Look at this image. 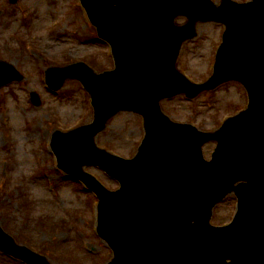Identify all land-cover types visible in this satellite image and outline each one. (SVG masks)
I'll return each instance as SVG.
<instances>
[{"label": "water", "instance_id": "1", "mask_svg": "<svg viewBox=\"0 0 264 264\" xmlns=\"http://www.w3.org/2000/svg\"><path fill=\"white\" fill-rule=\"evenodd\" d=\"M16 3L18 0H11ZM100 36L113 48L116 68L96 74L84 63L51 68L47 82L59 90L78 79L92 95L94 121L57 131L52 146L60 167L100 198L99 233L114 250L110 264H264V0H82ZM188 19L177 25V18ZM226 26L213 76L191 82L177 69L183 43L199 22ZM23 80L0 61V87ZM229 81L249 92L248 109L216 132L180 124L161 101L179 94L195 98ZM32 102L41 98L32 93ZM121 112L143 116L146 135L133 159L116 156L96 137ZM218 143L213 159L203 146ZM96 165L121 183L108 190L84 168ZM239 198L235 221L210 223L228 194ZM0 248L28 264H51L19 246L0 225ZM229 260L231 262H229Z\"/></svg>", "mask_w": 264, "mask_h": 264}, {"label": "rangeland", "instance_id": "2", "mask_svg": "<svg viewBox=\"0 0 264 264\" xmlns=\"http://www.w3.org/2000/svg\"><path fill=\"white\" fill-rule=\"evenodd\" d=\"M79 1L20 0L12 5L0 0V59L25 76L0 89V224L18 243L46 255L53 264H108L113 252L97 234V199L58 168L50 147L55 130L91 123L94 114L80 82L67 80L55 93L46 85L45 70L80 61L99 72L114 68L110 47L99 40ZM223 31L219 24H200L198 38L185 44L179 67L194 81L212 74ZM33 91L40 94L41 106L31 103ZM247 103L244 87L232 82L195 100L179 96L162 104L173 120L213 131ZM143 137L142 117L123 112L97 142L131 158ZM215 146L205 147L207 158ZM86 170L108 188L118 187L100 168ZM236 204L233 195L220 204L215 224L231 221ZM0 264L23 263L0 251Z\"/></svg>", "mask_w": 264, "mask_h": 264}]
</instances>
